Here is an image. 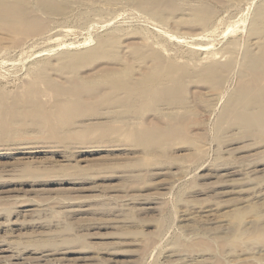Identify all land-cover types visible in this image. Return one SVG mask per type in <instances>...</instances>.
<instances>
[{
	"label": "rangeland",
	"instance_id": "rangeland-1",
	"mask_svg": "<svg viewBox=\"0 0 264 264\" xmlns=\"http://www.w3.org/2000/svg\"><path fill=\"white\" fill-rule=\"evenodd\" d=\"M132 1L55 0L60 13L46 6L28 30L0 28V264H264V68L242 66L252 39H264V24L250 29L264 0H157L168 20ZM204 5L210 18L191 12ZM108 38V62L156 51L192 67L229 61V70L214 97L207 81L183 82V126L139 133L167 123L155 108L178 96L162 91L91 130L73 125L104 119L101 103L59 120L18 113L34 72L60 52L95 54ZM93 56V66L106 61ZM59 80L51 71L33 88L56 94ZM24 118L33 124L3 133Z\"/></svg>",
	"mask_w": 264,
	"mask_h": 264
},
{
	"label": "bare ground",
	"instance_id": "bare-ground-1",
	"mask_svg": "<svg viewBox=\"0 0 264 264\" xmlns=\"http://www.w3.org/2000/svg\"><path fill=\"white\" fill-rule=\"evenodd\" d=\"M30 1L31 0H0V28L20 27L21 29L28 30L33 23H41L43 21L44 17L42 18L41 15L45 13L46 6L48 5L52 7L51 11H57L58 14L60 13L58 8L53 7L55 0H33V3ZM132 2L138 3L141 7H144V9L148 8L150 11L156 12L153 14L154 17H160L161 20L169 19L168 16L165 17L158 13L157 6L159 1L157 0H140ZM207 6L208 5L193 8L191 12H194L196 15L204 13L207 15V18H210V16H208V13H210L209 7ZM168 7L171 9L174 8L173 4L168 5ZM260 17L264 18V7L262 10L257 11L254 19H252L253 23L250 28L251 30L255 32L260 31L257 26L264 24V21L263 23L259 22ZM207 23L208 21L205 20L201 24L206 25ZM202 30L203 28H201V31ZM255 39H257L255 43L252 39V44L255 46L251 47L250 44V53L246 54L243 60L242 66L247 69L264 68V39L260 36L255 37ZM110 43L111 45H109ZM113 46H115L113 39L108 38L106 41L105 39L99 40L96 46L93 47L96 50L95 54L102 55L100 56L101 59H106V61L102 60V66L98 65L99 67L93 66V63L88 61L90 57L92 58V56L95 55L94 53H87L85 51V53L81 54L70 51H58L60 53L55 57L56 59L54 58L55 62L51 58L52 56L54 57V54L51 55L50 58L52 59V63H47V65L40 70L37 69L38 71L34 72L32 80L29 79L30 83L27 85V88L30 86L28 88V94L33 98L28 99L25 105L23 104L22 109L18 110V113L20 112L25 116L29 113L49 114L59 120L68 114H82L85 110L84 106L86 105L89 106L90 104L101 103L105 105L103 108L104 112L97 114L105 115L103 116L104 119H98L93 123H84L79 120L73 125L74 129L86 128V130H91L92 128H102L105 125L109 126L113 124L110 123V116L112 113H116L120 108H122L120 111L134 112L137 109L136 106L146 103L148 99L151 101L156 100L158 98L156 93L162 91L170 92V94L174 92L178 96L175 99L171 98L169 102L165 103L169 106H164L163 104L155 108V113L159 116L161 114L163 118H166L167 123L161 125L159 122H156L145 125L140 128L141 130L139 129V133H143L147 130L165 129L171 127L172 124L183 126L184 123L182 120L185 116L187 117L185 114L190 111L186 100L182 97L183 87L181 86L183 82L192 78L198 81H207L210 85L205 88V93L214 97L218 95L216 91L219 90L222 85V73L228 72L229 70V61L221 62L219 59H211L208 63L192 67V65L190 66L188 65L189 63L186 64L185 62L183 64L174 63V61L166 59V57L164 58V55H162V57L161 54L156 51L141 53L136 56L138 57L137 60L112 57L108 62V57L104 58L103 55L107 49L113 48ZM95 57L98 58L99 56L97 55ZM253 66L255 67L253 68ZM84 67H88L90 71L83 72L82 69ZM51 71L56 72L58 79L60 78V87L59 90L56 91L57 96L54 92L50 93L51 91H49L47 94L50 95V98L51 95L54 94L53 98H51L50 101H47L48 99L43 101L41 100L43 98H40V96L47 95L45 94L47 91L41 94V91L33 88V85H43V81L46 80V76ZM256 76L258 79L264 76V69L261 72L256 71ZM47 80L50 83L55 81L53 77ZM9 105L12 104L9 103ZM178 108L183 109L185 113H179L180 111H177ZM208 109L209 108H203L205 112L208 111ZM258 110H260V108L248 110L247 113L255 114ZM2 112L3 111H0V120L3 119ZM21 117L23 116L21 115ZM48 118L50 119V117ZM51 122L52 119L46 121L45 118L44 120L34 123H36L35 125L45 127L47 123ZM27 124L33 123L25 118L20 121H9L7 129L3 133L9 136L13 134L11 132H19L23 127H26ZM141 125L142 124H138L135 128L138 129ZM3 252L4 249L0 248L1 260L4 258L2 255Z\"/></svg>",
	"mask_w": 264,
	"mask_h": 264
}]
</instances>
